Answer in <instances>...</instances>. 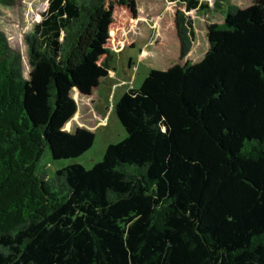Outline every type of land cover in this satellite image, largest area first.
<instances>
[{
	"label": "trees",
	"instance_id": "obj_1",
	"mask_svg": "<svg viewBox=\"0 0 264 264\" xmlns=\"http://www.w3.org/2000/svg\"><path fill=\"white\" fill-rule=\"evenodd\" d=\"M150 1L178 61L121 96L126 137L90 168L39 162L93 146V130H66L73 94L92 95L113 50L133 46L122 32L145 20L138 1L49 0L28 77L0 31V264H264V0L227 2L195 61L189 12L207 3Z\"/></svg>",
	"mask_w": 264,
	"mask_h": 264
},
{
	"label": "rangeland",
	"instance_id": "obj_2",
	"mask_svg": "<svg viewBox=\"0 0 264 264\" xmlns=\"http://www.w3.org/2000/svg\"><path fill=\"white\" fill-rule=\"evenodd\" d=\"M137 1L139 10L145 20L138 23L131 22L129 28L122 32V36L132 42L133 46L121 44L113 50V58L109 62L111 71L117 77L122 75L127 79L130 82V88H139L151 68L166 69L174 62H177L179 58V45L176 33L175 35L170 34L158 39L156 24H158L159 17L165 10V4L161 1ZM203 1L208 6L205 10L189 12V15L194 20L196 32L195 44L190 56V60L193 61L198 60L203 52L207 50V26L210 22L223 20L227 2L244 8L252 4L253 0ZM48 2L49 0H13L11 4L3 5L0 9V31L6 36L9 45L20 53L25 77H28L30 72L27 39L34 31L36 23L41 20L42 13L46 11ZM73 95L76 96V94ZM114 116L117 119V127H112L111 133L113 138L118 140L126 135V131L116 114ZM104 138L103 135H96L93 146L78 158L53 160L47 151L39 162V168L44 170L45 174L51 175L56 169L75 162L86 167L81 159L89 160L92 153L100 152L101 154L102 152L103 154ZM100 156L99 159L101 160L103 155Z\"/></svg>",
	"mask_w": 264,
	"mask_h": 264
},
{
	"label": "crops",
	"instance_id": "obj_3",
	"mask_svg": "<svg viewBox=\"0 0 264 264\" xmlns=\"http://www.w3.org/2000/svg\"><path fill=\"white\" fill-rule=\"evenodd\" d=\"M140 15H143L141 11H139L137 19ZM128 89H130V82L122 75L121 77H117L114 72L110 70L107 80L101 84L92 95L85 96L75 93V97L78 101L77 111L68 122L69 125L66 127V130L73 131L77 127L83 126L93 130L96 135H103L105 137L103 154L102 152L101 154L100 152L92 153L89 160L81 159L87 168L92 167L103 159L105 151L110 144L117 143L126 137L125 135L124 137L122 136L123 138H119L120 140H116L113 138L111 128L117 127V119L114 116V114H116V104ZM100 155H103L101 160L99 159L101 157Z\"/></svg>",
	"mask_w": 264,
	"mask_h": 264
}]
</instances>
